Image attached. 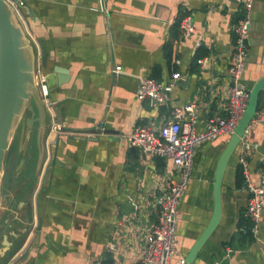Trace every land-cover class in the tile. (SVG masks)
Returning <instances> with one entry per match:
<instances>
[{
    "label": "crops",
    "instance_id": "crops-1",
    "mask_svg": "<svg viewBox=\"0 0 264 264\" xmlns=\"http://www.w3.org/2000/svg\"><path fill=\"white\" fill-rule=\"evenodd\" d=\"M25 1L29 13L22 20L35 60L46 57L47 74L54 67L66 69L67 80L59 84L56 75L50 76L52 107L45 112L63 130L46 137L49 155L35 192V230L15 264H140L148 228L158 214L156 198L177 180V171L171 160L132 149L128 136L138 125L158 130L175 108L188 104L195 105L196 132L209 118L226 115L232 27L241 6L234 0ZM185 15L191 16L194 36L181 34L177 23ZM247 46L242 83L250 91L264 77V0L254 1ZM198 53L202 56L196 59ZM115 66L121 67L118 76L111 73ZM173 71L184 79L174 82L165 104L136 97L139 77L166 83ZM189 119L185 113L180 121ZM99 125L105 132L98 133ZM228 139L221 136L194 148L178 205V251L170 264H180L210 220L216 165ZM247 140L258 147L244 151L238 145L230 157L220 222L192 264H264V218L254 237L244 217L249 194L239 163L243 155L250 178L258 182L264 121L250 126ZM47 166L49 183L40 200Z\"/></svg>",
    "mask_w": 264,
    "mask_h": 264
},
{
    "label": "built area",
    "instance_id": "built-area-1",
    "mask_svg": "<svg viewBox=\"0 0 264 264\" xmlns=\"http://www.w3.org/2000/svg\"><path fill=\"white\" fill-rule=\"evenodd\" d=\"M22 20L24 19L17 4L13 0H6ZM241 6V15L232 27L233 43L229 64V85L227 89L226 115L213 116L206 122L202 132H196L193 124L196 120L194 113L195 105L188 104L183 109L175 108L173 118L168 120L158 130L150 124L136 126L128 136L130 145L138 148L145 154L154 155L163 159L171 160L176 171L177 180L156 198L158 214L156 221L148 228L146 245L139 257L140 264H170L171 258L177 254L178 241L176 239V221L178 205L181 196L189 182L193 161L194 148L205 141H213L221 136H230L245 112L250 91L242 83L248 55L247 40L251 29L252 11L255 0H234ZM179 27L183 37L195 35V27L191 16L185 15L180 19ZM36 79L45 102L46 108L52 107L50 102L49 89L46 83L47 73L45 72L41 57L36 60ZM205 59L201 61L203 64ZM179 63V60H175ZM120 66H115L111 73L118 76ZM184 79V76L176 71L171 74V79L161 83L151 77H139L135 94L139 99H150L154 105H163L169 100V93L174 82ZM190 115L189 122L181 123L180 119ZM264 121V106L257 108L250 124L244 129L240 136L239 146L244 151L256 149L257 143H250L247 140L249 129L252 124ZM63 130L61 123L52 117L50 132L58 135ZM47 143V155L49 148ZM242 167V174L246 180V189L249 194L248 202L244 211V217L250 222V231L255 237L261 230L264 218V162L261 167L258 182L253 181L249 176V164L243 155L239 157ZM231 250H227V255ZM19 257L12 258L10 264H15ZM181 258L179 263L183 264ZM93 264H102L97 261Z\"/></svg>",
    "mask_w": 264,
    "mask_h": 264
},
{
    "label": "water",
    "instance_id": "water-1",
    "mask_svg": "<svg viewBox=\"0 0 264 264\" xmlns=\"http://www.w3.org/2000/svg\"><path fill=\"white\" fill-rule=\"evenodd\" d=\"M22 16L25 17L29 11L25 0H13ZM27 34L23 30V24L16 14L14 8L6 1L0 0V202L2 195L1 176L4 172L6 152L10 148L13 130L16 126L18 117L28 108L32 112L31 127L42 116L45 121V104L40 98L37 86L35 84V53L30 39L29 45L32 47V63L27 64L23 53L21 39ZM43 66L47 67V59L43 57ZM62 73L64 75H62ZM66 69L54 67L52 73L46 76V83L50 89V76H57V83L66 82ZM264 89V77L259 79L250 90V95L244 114L240 118L234 133L229 136L227 144L221 153L215 170L214 176V204L210 220L197 240L193 243L188 253L184 257L183 264H192L206 240L211 236L218 226L222 214V183L225 168L230 157L239 145L240 136L244 129L250 124L259 103V96ZM33 104L26 105L28 101ZM36 108V111H35ZM36 115L38 117H36ZM98 133L105 132L103 126H97ZM103 130V131H102ZM45 129L41 127L39 138L40 152H43V135ZM134 149V147L132 148ZM51 166L45 169V175L42 180V188L38 199L42 200L49 183ZM7 239L8 237L5 236ZM5 244L11 243L6 240Z\"/></svg>",
    "mask_w": 264,
    "mask_h": 264
},
{
    "label": "rangeland",
    "instance_id": "rangeland-1",
    "mask_svg": "<svg viewBox=\"0 0 264 264\" xmlns=\"http://www.w3.org/2000/svg\"><path fill=\"white\" fill-rule=\"evenodd\" d=\"M21 22L24 24L23 20ZM23 30L26 33L25 24ZM27 37L30 39L28 34ZM36 63L35 61V84L43 101L36 79ZM30 104L34 105L33 101H28L25 106ZM47 113L45 112L43 125L40 126L39 119L34 123V127H31L32 112L26 108L16 121L10 148L6 152L4 172L1 176L0 264H10L12 258L19 254L28 236L35 230L34 222L38 215L35 192L40 183V172L45 166V158L48 156L46 137L52 122V117ZM41 127L45 129L42 153L39 146ZM6 240L11 243L10 246L5 244Z\"/></svg>",
    "mask_w": 264,
    "mask_h": 264
},
{
    "label": "bare ground",
    "instance_id": "bare-ground-1",
    "mask_svg": "<svg viewBox=\"0 0 264 264\" xmlns=\"http://www.w3.org/2000/svg\"><path fill=\"white\" fill-rule=\"evenodd\" d=\"M21 43H22V53H23L24 59L26 63L29 65L32 63L33 53H32V47L29 45V40L27 36L21 39Z\"/></svg>",
    "mask_w": 264,
    "mask_h": 264
},
{
    "label": "trees",
    "instance_id": "trees-1",
    "mask_svg": "<svg viewBox=\"0 0 264 264\" xmlns=\"http://www.w3.org/2000/svg\"><path fill=\"white\" fill-rule=\"evenodd\" d=\"M182 18V17H181ZM180 18V19H181ZM180 19L178 22H180ZM179 25V23H177ZM202 56V54L198 53L197 56L195 57L196 59H199ZM258 108H259V103H258ZM241 175V173H239ZM249 234V233H248Z\"/></svg>",
    "mask_w": 264,
    "mask_h": 264
}]
</instances>
